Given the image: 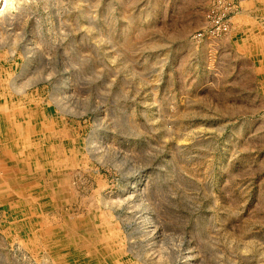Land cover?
<instances>
[{"label": "rangeland", "instance_id": "rangeland-1", "mask_svg": "<svg viewBox=\"0 0 264 264\" xmlns=\"http://www.w3.org/2000/svg\"><path fill=\"white\" fill-rule=\"evenodd\" d=\"M142 2L0 0V264H264V14Z\"/></svg>", "mask_w": 264, "mask_h": 264}, {"label": "crops", "instance_id": "crops-1", "mask_svg": "<svg viewBox=\"0 0 264 264\" xmlns=\"http://www.w3.org/2000/svg\"><path fill=\"white\" fill-rule=\"evenodd\" d=\"M212 0H143L142 5L144 7L158 6L160 10V16H167V13L173 15H202L200 19L201 27L204 22L205 12L208 9ZM240 1V11L232 18V33L230 34L231 39L238 40L242 37H246L251 34L252 31H257L256 23L254 22L260 15L264 14V0H235ZM172 7V8H171ZM172 9V10H171ZM200 9L204 12H201ZM245 10V11H244ZM178 18L172 17L169 22L177 23ZM161 21V18H160ZM163 21V20H162ZM200 27V28H201ZM200 28L198 30H200ZM196 30V31H198ZM188 33H181L175 36L186 37ZM236 37V38H235Z\"/></svg>", "mask_w": 264, "mask_h": 264}, {"label": "built area", "instance_id": "built-area-1", "mask_svg": "<svg viewBox=\"0 0 264 264\" xmlns=\"http://www.w3.org/2000/svg\"><path fill=\"white\" fill-rule=\"evenodd\" d=\"M240 8V1L212 0L205 12L203 25L194 33L192 40L213 42L227 37L231 32V20Z\"/></svg>", "mask_w": 264, "mask_h": 264}, {"label": "bare ground", "instance_id": "bare-ground-1", "mask_svg": "<svg viewBox=\"0 0 264 264\" xmlns=\"http://www.w3.org/2000/svg\"><path fill=\"white\" fill-rule=\"evenodd\" d=\"M2 6V5H1ZM245 11V10H244ZM185 32V31H184ZM254 34V33H253ZM21 91V90H20ZM23 92V91H22ZM16 93H19V91L17 90L16 91ZM65 94V93H64ZM10 107L9 106H7L6 104H2L1 105V107H0V113H1V115H2V117H4V118H8V117H10L11 116V114H10ZM34 115V114H33ZM33 119V118H32ZM5 123V122H4ZM53 125V124H52ZM32 130H33V128H31ZM35 129H38V127H34V130ZM15 137V136H14ZM17 137V136H16ZM15 137V138H16ZM24 140H25V142H24ZM5 142V141H4ZM7 142V141H6ZM28 141H27V139H20V140H18L17 141V144H20V145H22V147H24V146H27V143ZM5 144V143H4ZM14 148V147H13ZM21 150V149H20ZM20 153V152H19ZM25 154V153H24ZM13 157V156H12ZM14 158V157H13ZM19 157H17V158H14L16 161H17V159H18ZM11 161H13V160H11ZM28 173V172H27Z\"/></svg>", "mask_w": 264, "mask_h": 264}]
</instances>
